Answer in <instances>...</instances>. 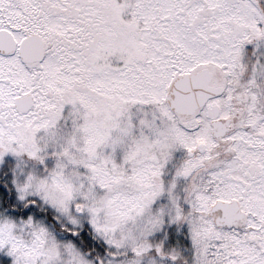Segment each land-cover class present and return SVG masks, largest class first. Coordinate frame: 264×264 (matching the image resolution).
<instances>
[{
  "label": "snow or ice",
  "instance_id": "snow-or-ice-1",
  "mask_svg": "<svg viewBox=\"0 0 264 264\" xmlns=\"http://www.w3.org/2000/svg\"><path fill=\"white\" fill-rule=\"evenodd\" d=\"M0 264H264V0H0Z\"/></svg>",
  "mask_w": 264,
  "mask_h": 264
}]
</instances>
